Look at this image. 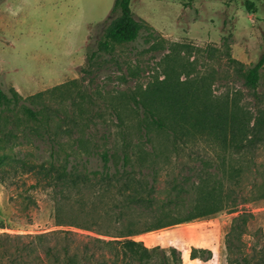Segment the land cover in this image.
I'll use <instances>...</instances> for the list:
<instances>
[{"label": "rangeland", "instance_id": "374dc122", "mask_svg": "<svg viewBox=\"0 0 264 264\" xmlns=\"http://www.w3.org/2000/svg\"><path fill=\"white\" fill-rule=\"evenodd\" d=\"M251 1L255 11L246 0H132L146 25L139 38L113 44L90 64L89 50L119 17L111 14L115 0H0V87L10 96L16 90L21 104L44 93L37 105L45 107L43 127L19 107L0 106V264H61L68 245L82 255L85 244L112 263L111 250L89 236L111 240L130 223L141 228L163 214H185L201 186L235 207L132 236L157 248L152 264H264V66L256 89L243 75L264 53V0ZM172 94L185 102L169 110ZM133 96L161 116L179 115V137L152 132L157 154L134 176L156 180L154 206L123 208L118 220L115 192L68 191L39 170L71 160L95 181L104 152L119 165L126 143L151 150L131 126ZM241 214L249 221L231 259L227 236ZM53 231L60 232L37 238ZM46 245L59 263L45 258Z\"/></svg>", "mask_w": 264, "mask_h": 264}, {"label": "trees", "instance_id": "16d2710c", "mask_svg": "<svg viewBox=\"0 0 264 264\" xmlns=\"http://www.w3.org/2000/svg\"><path fill=\"white\" fill-rule=\"evenodd\" d=\"M131 2L132 0H115L111 14L118 15L119 17L108 26L104 38L98 43V49L89 50L88 61L90 64L96 60L101 52L111 53L113 50V44L130 43L139 38L141 31L146 25L135 18L131 8ZM245 3L248 10L255 11V4L253 1L246 0ZM263 66L264 53L257 64L247 68L246 71L243 72L248 87L252 89L258 87L260 82V71ZM75 83H77L76 80L72 81L70 85H74ZM63 87H66V89L69 88H67V84H64L53 88L50 93L55 94ZM43 96L44 93H38L26 99L28 104H21L23 98L16 90H13V95L10 96L0 87V106L19 107V110H21L27 118L36 123H40L44 127L45 120L43 115L45 107L43 105H37V103L41 102ZM132 99V108L138 113L137 116L130 119L133 124H131V126L145 134L147 143H152L151 150L143 148V146H137L131 150V144L126 143V151L124 152L122 163L119 165L117 162L114 165L111 163V153L109 151L104 152L102 154L103 168L99 179L95 181L89 174V169H87L86 174H82L78 164L72 163L71 160L62 167L55 166V163H52L49 168L45 165H41L39 170L50 184H53L55 187H66L68 191L81 186L93 185L99 186L102 188L101 190L107 192H115L117 202H119L116 203V205L119 206L121 204L122 208L118 220L125 219L126 213L123 208H139L151 211L154 206L156 200V180L150 181L147 178H136L134 176L137 167H140L141 169L144 167L150 168L149 165L145 166L144 163H146L145 161L148 160L152 153L157 154V148H155L156 146L153 145V141L151 140L152 132H168L172 134L175 139L179 137L178 129L176 128L179 115L172 112L170 113V111L167 110L165 115L161 116L151 103L138 99L135 96H133ZM178 99L183 103L185 102L184 99H180L176 94L167 97L166 101L169 110L178 107ZM117 116L122 120L120 115ZM201 187L199 198L192 209L185 214H163L151 222H146L141 228H137L134 223H130L111 240L89 236V239L93 242V245L96 248L102 249L106 246L111 250L115 256L112 263H109L107 259L99 260L96 253L91 252L89 245L85 244L83 250H81V252L79 251L82 255L73 252L68 245V248L63 252L61 264H91L92 261L96 264L155 263L158 253L157 248H150L143 242L133 239L132 236L153 232L175 224L191 222L194 219L214 214L230 205L231 208L235 207V200H232L231 204H228L230 203L227 202L229 200L224 199L223 196L215 195L213 192H206L205 188ZM57 214L59 218V210ZM248 221V216L244 214L239 215L233 221L231 230L227 236L228 251L231 259H233L232 257L234 249L237 247V242L242 239L243 234L246 232ZM60 223H62L61 220ZM59 232L60 231H53L39 235L37 238L47 239L48 237L58 235ZM62 232H64L66 238L72 233L71 231L64 230H62ZM45 247H47L44 250L45 258H56V262L58 261L59 263L60 257L57 254L56 248L48 245ZM196 253L197 252H194L193 257H197ZM174 256L176 257L175 254ZM159 264L163 263L161 262Z\"/></svg>", "mask_w": 264, "mask_h": 264}]
</instances>
